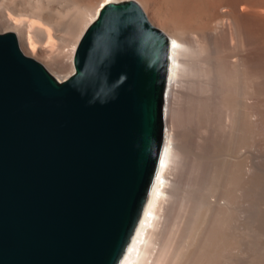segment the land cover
<instances>
[{"label":"water","instance_id":"95a60500","mask_svg":"<svg viewBox=\"0 0 264 264\" xmlns=\"http://www.w3.org/2000/svg\"><path fill=\"white\" fill-rule=\"evenodd\" d=\"M169 43L109 2L60 80L0 32V264H119L165 141Z\"/></svg>","mask_w":264,"mask_h":264},{"label":"bare ground","instance_id":"6f19581e","mask_svg":"<svg viewBox=\"0 0 264 264\" xmlns=\"http://www.w3.org/2000/svg\"><path fill=\"white\" fill-rule=\"evenodd\" d=\"M96 1L1 0L0 30L72 74L87 28L123 0ZM136 1L170 39L171 127L119 264H264V0H176L166 18L165 0Z\"/></svg>","mask_w":264,"mask_h":264},{"label":"rangeland","instance_id":"374dc122","mask_svg":"<svg viewBox=\"0 0 264 264\" xmlns=\"http://www.w3.org/2000/svg\"><path fill=\"white\" fill-rule=\"evenodd\" d=\"M6 1H12V0H2V2H6ZM27 2H28V0H26ZM35 1V0H34ZM96 0H87V2L88 3H91V4H95L94 2H95ZM99 0H97L96 1V4H97V2H98ZM175 1L176 0H165V1H162V2H160L159 3V11H160V15H161V18H166V16H168V14H169V12L174 8V6H175ZM0 2H1V0H0ZM203 2L205 3V4H212L213 3V0H203ZM68 8H70L69 10H71L72 9V6H70V7H67L66 8V10L68 9ZM159 28H163L161 25H160V22L159 23H155ZM164 30V29H163ZM1 31V30H0ZM165 31V30H164ZM1 32H4V31H1ZM67 35V37L69 38V36H68V34H66ZM69 44V43H68ZM65 46H66V44H65ZM39 60H41V59H39ZM49 69V68H48ZM50 70V69H49ZM57 78H61L60 76H67V72L66 71H61V72H58V73H56V72H54V71H52V70H50ZM66 72L67 74H64V73ZM59 74V75H58ZM69 76H71L72 74L70 73V74H68ZM64 76V78L62 77L61 78V80H65L66 79V77ZM68 76V77H69ZM67 77V78H68ZM167 104V103H166ZM165 104V105H166ZM166 109H168V106L166 105ZM170 119L171 118H168L167 120L168 121H166V124H165V137H166V133H167V129L169 128L170 129V127H171V125H170ZM170 125V126H169ZM183 171V172H182ZM181 171V177L183 176V175H185L186 176V174L188 173V169L187 168H185V170H182ZM179 175V174H178ZM181 179H185L184 178V176H183V178H181ZM241 256H242V254H241ZM238 260H239V262H240V259L238 258ZM241 263V262H240Z\"/></svg>","mask_w":264,"mask_h":264}]
</instances>
